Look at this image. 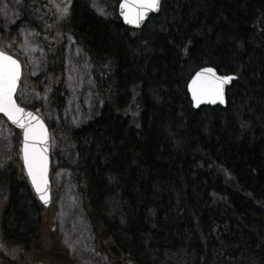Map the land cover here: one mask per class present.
I'll list each match as a JSON object with an SVG mask.
<instances>
[{
    "label": "trees",
    "instance_id": "1",
    "mask_svg": "<svg viewBox=\"0 0 264 264\" xmlns=\"http://www.w3.org/2000/svg\"><path fill=\"white\" fill-rule=\"evenodd\" d=\"M22 1L0 48L16 56L24 22L42 35L61 111L58 37L70 34L102 100L99 115L73 130L78 161L64 167L105 261L161 264L174 252L188 264H264V0H163L139 30L123 25L119 0H72L65 21L51 0ZM204 67L236 75L226 108L192 107L187 83ZM0 197L1 264H68L42 231L50 208L17 156L0 169Z\"/></svg>",
    "mask_w": 264,
    "mask_h": 264
},
{
    "label": "rangeland",
    "instance_id": "2",
    "mask_svg": "<svg viewBox=\"0 0 264 264\" xmlns=\"http://www.w3.org/2000/svg\"><path fill=\"white\" fill-rule=\"evenodd\" d=\"M51 3L58 19L65 21L68 14L62 16L59 9L68 0H51ZM22 9V0H0V47L6 44L5 36L10 34L12 26L22 19ZM104 9L101 7L100 12L103 13ZM17 32L20 42L16 46V56L13 51L6 52L17 57L24 68L17 100L37 104L36 113L49 126L51 137L53 204L43 216L42 231H50V238L56 240L64 257L69 258L68 264H108L97 250L94 230L85 210L84 194L72 182V171L64 167L65 164L74 166L78 161L71 140L73 130L96 118L102 106L95 80L90 74V65L73 37L62 32L58 39L64 44L66 105L58 111L53 99L56 80L48 71V56L42 35L27 22L22 23ZM37 77L36 89H26L25 85L33 83ZM20 136V131L0 116V169L8 166L16 156L20 159ZM4 206L0 197V216ZM16 249L19 250L15 247L11 250ZM188 261L185 254L172 252L164 256L161 264H188Z\"/></svg>",
    "mask_w": 264,
    "mask_h": 264
},
{
    "label": "snow or ice",
    "instance_id": "3",
    "mask_svg": "<svg viewBox=\"0 0 264 264\" xmlns=\"http://www.w3.org/2000/svg\"><path fill=\"white\" fill-rule=\"evenodd\" d=\"M71 0L60 8V14L66 16ZM59 7V6H58ZM159 7V0H122L120 4L121 15L127 23L139 25L147 13ZM20 76V64L13 56L0 50V112H3L14 124L23 129V152L28 174L38 193H42L41 182L44 181V173L47 166V158L35 150L37 139L46 137V129L38 117L31 112H26L19 107L13 98ZM231 79L229 76H218L212 68L201 69L192 78L189 88L193 100L199 104L201 100L208 99L215 103L224 100V85ZM35 121V123H33ZM41 199H46L41 195Z\"/></svg>",
    "mask_w": 264,
    "mask_h": 264
},
{
    "label": "water",
    "instance_id": "4",
    "mask_svg": "<svg viewBox=\"0 0 264 264\" xmlns=\"http://www.w3.org/2000/svg\"><path fill=\"white\" fill-rule=\"evenodd\" d=\"M121 2H122V0L118 4V10H117L118 17L122 20L123 25L126 28H130V29H133V30H139V29H141L148 22V20L150 19L151 15H154V14H157V13L160 12L161 5H162L161 4L162 0H159V7H158V9L149 11L147 13V15L144 17V19L137 26V25H134V24L127 23L126 20L124 19V17L121 15V8H120ZM14 58L17 59L16 57H14ZM19 64H20V76H19L18 81H17L16 90H15V92L13 94V98L16 101V103H17L16 95L18 93L17 92L18 89L21 86V81H22L21 78H22V75H23V68H22V65H21V62L20 61H19ZM206 68H212V69H214L213 67L200 68L198 71L195 72V74L197 72H199L201 69H206ZM215 72H216V75H218V76H229V77H231V79L228 82H226L225 85H224V100H223V102H220L219 100H217L215 103H213V102H211L208 99H203V100L200 101L199 104H197L193 100V98H192V92H191V89L189 88V84L191 83L192 78L195 76V74H193L192 77L190 78V80L188 81V84H187L188 85L187 86V94L190 97L191 104H192V107L194 109L199 110L202 107H211V108L212 107H220V108H223L224 109V108L227 107L226 106V104H227V97H228L227 92H228V89L232 88V86H233L235 80L237 79V77H236V75H225V74L221 75L216 70H215ZM17 104L19 105V107L24 108L19 103H17ZM25 110H26V112H31L33 114V116L38 117L39 121H41L43 123V125H44V127L46 129V137L44 139H37V140L31 142V143H34L35 144V150L38 153L42 154L43 156H46V158H47V166H46V171L44 173V181H46V183H44L43 181L41 182L42 193H38L36 191V187L32 183V178L28 174V167L25 164L24 152H23V143H24L23 129H21L18 125L14 124L3 112H0V116L4 117L9 122V124L12 127L20 130V132H21V138H22L21 147H20V150H21V162H22V165H23L24 173H26L28 182L31 184L32 189L34 191V194H35V196H37V198L40 201L41 205H43L44 207H49L50 204H51V200H52V195H51V186H52V184L50 183V173H51L50 172V168H51V160H50V158H51V149H50L51 148V137H50V134H49V128H48V125H46V123L44 122V120L42 119V117L40 115L35 114L34 112H32L31 110H29L27 108ZM33 123H35V121H33ZM42 194L45 195L46 199H41V195Z\"/></svg>",
    "mask_w": 264,
    "mask_h": 264
}]
</instances>
